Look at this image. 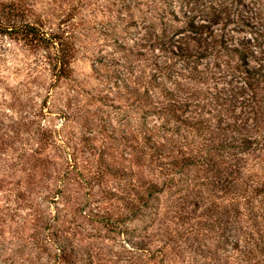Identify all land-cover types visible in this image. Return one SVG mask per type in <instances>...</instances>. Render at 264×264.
Segmentation results:
<instances>
[{
	"label": "rangeland",
	"instance_id": "374dc122",
	"mask_svg": "<svg viewBox=\"0 0 264 264\" xmlns=\"http://www.w3.org/2000/svg\"><path fill=\"white\" fill-rule=\"evenodd\" d=\"M232 2L0 0L2 23L70 41L58 79L53 49L0 33V264H53L49 239L70 264H264V83L212 47L264 32V3Z\"/></svg>",
	"mask_w": 264,
	"mask_h": 264
},
{
	"label": "trees",
	"instance_id": "16d2710c",
	"mask_svg": "<svg viewBox=\"0 0 264 264\" xmlns=\"http://www.w3.org/2000/svg\"><path fill=\"white\" fill-rule=\"evenodd\" d=\"M233 1L231 4L233 5L234 2L239 3L240 0H231ZM264 3V0H262ZM243 7H248V11H252L253 9L250 8L246 3H242ZM10 8V7H9ZM256 13V12H252ZM214 17V23L219 22L220 17L218 16V13H215ZM242 24L248 26L251 25L249 21H241ZM189 26L194 31H199L200 27L202 25H194L193 20L190 21ZM204 26V25H203ZM255 26L252 24L250 27ZM201 32V31H199ZM0 33L1 34H9L14 36V38H21L25 39L27 42L35 44V45H43L45 48L53 49L52 56H48L50 59V65L51 69L54 72V75L58 78H65L69 76V63H70V53L68 49V45L70 44V41L67 39H64L62 35L58 33H48L44 31L42 28L37 27L33 25L30 22L27 21H16L14 18H11L9 20H6L4 23L0 21ZM15 34V35H14ZM227 39V38H226ZM229 40V39H228ZM217 47V52L225 51V54L230 57H236L238 60L239 66H245V68L240 70V82L242 86L239 88H246L252 91V93H255L257 90H263L262 84L264 83V32L259 31L258 29L253 31L252 35L250 37H247L246 39H242V41L234 44L232 41H226L223 38L220 40H216V43L212 45V47ZM255 63V65H251V63ZM251 98V96L249 97ZM231 101V100H230ZM255 101V106L257 107V114L260 112L261 107V99L260 97ZM251 102H253V99L251 98ZM245 106H249V102L245 104ZM260 106V107H259ZM174 114V113H173ZM175 116V114L173 115ZM257 118V117H256ZM238 131V129H234ZM233 131V129L231 130ZM238 135L236 137H230L233 141L237 142H231L228 144V147L226 146L227 153L231 156L232 154L235 155L234 151L240 153L245 151L247 148H249V144L251 143V139L245 135L241 131H238ZM149 151H155L156 149H159L158 151H155V159L151 157L150 160H157V158L161 157L162 153H160V148L156 145L152 148V146L149 147ZM158 152V155H156ZM198 154L194 155H185L181 158L182 162L184 163L183 166L190 167L191 165L197 164L199 161L204 162L202 159H196ZM236 156V155H235ZM199 157V156H198ZM156 162V161H155ZM225 162V161H224ZM179 160L177 158H174L168 165L171 166V170H173V173L179 172L178 167ZM212 166H214L212 164ZM236 167V166H235ZM180 168V167H179ZM239 167H236V169H232L228 171L229 176H233L234 172H239ZM228 182V180L226 181ZM159 188L157 187L156 183H149L146 187V196L148 198L152 197L153 194L159 192ZM130 206L132 207V217L136 216L140 212V208L138 205H136V202H130ZM139 208V209H138ZM143 211V210H141ZM140 214V213H139ZM48 242L52 245V248L55 250L54 253L53 249L51 251H48V248L46 245H41L42 252H45L48 257L53 261V264H70L72 263L71 255L73 256L77 251L73 248L70 249L69 245L66 244L64 241H55L49 239ZM133 249L140 250L141 247H137L135 245H131ZM84 264H91V260H88Z\"/></svg>",
	"mask_w": 264,
	"mask_h": 264
}]
</instances>
